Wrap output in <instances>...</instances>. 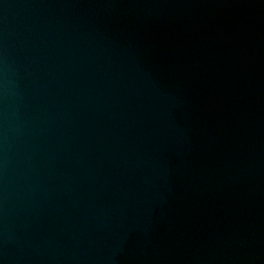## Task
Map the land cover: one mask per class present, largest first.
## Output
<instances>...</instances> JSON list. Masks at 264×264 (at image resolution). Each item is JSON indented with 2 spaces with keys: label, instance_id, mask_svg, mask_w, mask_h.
Here are the masks:
<instances>
[{
  "label": "water",
  "instance_id": "water-1",
  "mask_svg": "<svg viewBox=\"0 0 264 264\" xmlns=\"http://www.w3.org/2000/svg\"><path fill=\"white\" fill-rule=\"evenodd\" d=\"M0 264H264V0H0Z\"/></svg>",
  "mask_w": 264,
  "mask_h": 264
}]
</instances>
